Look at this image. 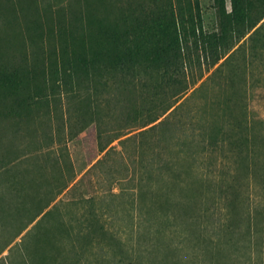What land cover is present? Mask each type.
<instances>
[{
    "label": "rangeland",
    "instance_id": "1",
    "mask_svg": "<svg viewBox=\"0 0 264 264\" xmlns=\"http://www.w3.org/2000/svg\"><path fill=\"white\" fill-rule=\"evenodd\" d=\"M248 1L249 19L217 52L203 50L191 34L201 24L191 25L181 41L188 60L175 72L87 91L46 87L20 105L23 95L0 90V264H264V0ZM214 6L0 0V60L38 57L49 72L70 45L83 53L87 42H109L117 58L123 40L148 42L159 18L181 7L201 11L204 30L217 32ZM160 122L168 125L142 134ZM215 169L223 172L215 187L206 182V194L193 196ZM70 173L74 184L85 179L32 221ZM34 190L44 196L33 199Z\"/></svg>",
    "mask_w": 264,
    "mask_h": 264
},
{
    "label": "trees",
    "instance_id": "2",
    "mask_svg": "<svg viewBox=\"0 0 264 264\" xmlns=\"http://www.w3.org/2000/svg\"><path fill=\"white\" fill-rule=\"evenodd\" d=\"M226 1L214 0L215 6L213 8L217 10L216 13L219 16V30L217 32L212 33L204 30L201 11L196 15L192 9L181 7L179 10H172L170 14L166 12L164 16L159 18L160 32L155 38H149L148 42L146 40H137L129 44L130 42L123 40L121 54L117 58L111 57L109 42L106 44L104 42L99 44L87 42L82 44L83 53L77 50L75 44L70 45L72 50L65 49L64 52L66 54L62 56V60L59 62L55 61L56 67L52 65L48 66L49 72L47 71V67H38L40 65L38 64L40 62L39 59H41L38 57L34 59L20 57L13 62L10 60L2 62L0 60V90L4 87L11 88L14 90L15 96L19 94L23 95L14 99L15 103L20 105L21 103L32 101V93L43 92L46 87L61 88L63 86L72 90L87 91L92 90L94 87L98 88L99 85L110 86L113 82L115 86L120 81L137 78V74L142 71H146V73L152 71L175 72L188 60L186 48L181 41L186 40V34H188L191 25L201 24L199 34H197L198 31H193L191 34L200 40L199 42H202L203 50H206L208 46L214 48L215 52H217L218 46L225 44L230 39L234 32V27L244 25L249 19L246 6L251 4L250 1L230 0L232 8L230 12H227ZM41 63H44L42 59ZM59 63H61L60 68H58ZM83 114L87 116L91 114L88 107L82 109L81 115L83 116ZM159 120L160 118H157L145 127L157 123ZM165 125H168V123L160 122L145 130L142 134L148 135ZM68 161L71 164V160L68 159ZM174 161L175 157L169 156L165 158L164 163L168 166L174 163ZM206 161L213 165L217 164V158L212 154L207 155ZM147 169L148 175H151L152 170L149 167ZM90 171L86 175H89ZM206 175L208 177L209 174ZM212 175L211 178L203 180L202 186L199 185L193 189V196L202 198L207 190L204 187V183L213 182L212 186L215 187L219 182L218 178L223 177V172L222 170L215 169ZM84 179L82 180L84 181ZM62 180V186L56 192V196L55 190L47 194L49 196L53 193L52 198L48 200L46 205H43L42 208L35 212L32 221L42 215L59 195L64 192L66 194L71 193L82 182L80 180L74 184L75 176L71 173L68 176H64ZM143 181L141 180L142 183ZM11 189L16 192L17 196L24 191V189H19L17 186H13ZM149 193L153 198L157 196L156 189L152 185L149 186ZM133 195L135 196V194ZM42 196H44V193H41L40 190H34L33 199L39 200ZM139 197H143V195L141 194ZM82 198L85 199L86 196H82ZM88 199L91 200L93 198L89 197ZM59 203L64 204L65 202L60 201ZM56 206L45 213L42 221L50 217L57 210L58 207Z\"/></svg>",
    "mask_w": 264,
    "mask_h": 264
}]
</instances>
